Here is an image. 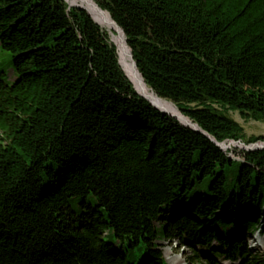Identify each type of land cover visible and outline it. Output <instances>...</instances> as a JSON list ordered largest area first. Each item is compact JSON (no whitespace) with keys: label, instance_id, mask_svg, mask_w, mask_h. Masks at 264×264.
I'll list each match as a JSON object with an SVG mask.
<instances>
[{"label":"trees","instance_id":"trees-1","mask_svg":"<svg viewBox=\"0 0 264 264\" xmlns=\"http://www.w3.org/2000/svg\"><path fill=\"white\" fill-rule=\"evenodd\" d=\"M93 1L157 97L217 142L263 139L230 114L264 123V0ZM114 35L65 0H0V264H167L162 241L264 264V150L156 109Z\"/></svg>","mask_w":264,"mask_h":264},{"label":"rangeland","instance_id":"rangeland-1","mask_svg":"<svg viewBox=\"0 0 264 264\" xmlns=\"http://www.w3.org/2000/svg\"><path fill=\"white\" fill-rule=\"evenodd\" d=\"M113 33H115V31ZM114 36H116V33ZM1 71L4 72L2 78L5 82L10 83L15 80V77L12 72V67L8 62V56L6 54L0 55V72ZM230 116L244 128L247 138L263 137V139L258 141V143L264 144V123L255 121L245 122L238 113H231ZM241 150L242 149L240 148L231 146V149H228L227 151H237V153H239ZM235 155V153H231L232 157H235ZM74 210L79 213L80 207L74 206ZM248 241L253 253H264V237L258 236L256 234L255 236L249 238ZM161 243L167 264H189V258L192 256V253L189 249H187L186 247H182L175 241H162ZM220 263L230 264L224 261H220Z\"/></svg>","mask_w":264,"mask_h":264},{"label":"water","instance_id":"water-1","mask_svg":"<svg viewBox=\"0 0 264 264\" xmlns=\"http://www.w3.org/2000/svg\"><path fill=\"white\" fill-rule=\"evenodd\" d=\"M65 1L68 3V5H69L70 7H79V8L85 9L86 11L89 12V14H90V15L93 17V19L95 20L94 16L92 15V13L90 12L89 9H87V8H85L84 6H81V5H73V4H71L70 2H68L67 0H65ZM85 1H86V2L89 1V2H90L89 5H91V7H92L96 12H98V13H100V14L106 13V12L102 11V10L98 7V5H97L93 0H85ZM106 14H108V13H106ZM108 16L110 17L109 14H108ZM110 19H111L110 24L113 25L114 27H116V29H115L116 36H115V40H113V41H114V43H115V45H116L118 51L120 50V47H121L122 44L125 45V47H126V49H127V52H128V55H129V57H130V59H131L132 65H133L134 69H135L136 71H138L137 66H136V63H135V61H134V59H133L132 52H131L130 48H129L128 45H127V41H126V37H125L124 32H123L122 29H121V28H120V27H119V26H118V25L112 20L111 17H110ZM95 22H96V20H95ZM96 23H97V22H96ZM120 65H121V62H120ZM121 67H122V65H121ZM123 71H124V70H123ZM138 73H139V71H138ZM139 75H140L142 81L144 82L145 86H146V87L149 89V91L152 93V96H150V95H146V94H143V93H140V92L137 91V89H136L135 86H134L135 90L137 91V93H138L140 96H142V97L145 98L147 101H149V102L151 103V105H153L156 109H158V110H160V111H162V112H164V113H166V114L172 116L173 118L177 119V120H178L183 126L188 127V128H191V129H193V130H195V131H197V132H201V133H203L205 136H207L209 139H211V141H212L215 145H217L221 150H223V151H227L228 149H231V146H234V147H237V148H240V149H242V150L249 151V152H250V151H257V150H264V144H259L258 142H257V143H253V144H249V145H246V144H244V143H241L240 141H237V142H236V141H230L229 143H225V142L220 143V142H217L215 139H213L212 137H210L209 135H207L206 133H204V132L199 128V126H198L197 124L191 122L190 120H189V122H184L181 118L177 117L176 115H173V114L167 112L166 110L161 109V108L158 106L156 100L165 101V102L170 103V104H172V105H174V104H173L172 102H169V101H166V100H163V99L157 97V96L153 93V91H151V89L146 85V83H145V81H144L142 75H141L140 73H139ZM126 76H127V75H126ZM127 78H128V76H127ZM128 79H129V78H128ZM129 80H130V79H129ZM130 82L132 83L131 80H130ZM132 84H133V83H132ZM133 85H134V84H133ZM155 99H156V100H155ZM174 106H175V105H174ZM175 107H176V106H175ZM176 108H177V107H176ZM184 117H185V116H184ZM185 118H186V117H185ZM187 119H188V118H187Z\"/></svg>","mask_w":264,"mask_h":264},{"label":"bare ground","instance_id":"bare-ground-1","mask_svg":"<svg viewBox=\"0 0 264 264\" xmlns=\"http://www.w3.org/2000/svg\"><path fill=\"white\" fill-rule=\"evenodd\" d=\"M73 5H81L84 6L85 8L89 9L92 15L94 16L96 22L103 27L104 29L110 30V31H115L116 27L110 24L111 19L108 16V14L103 13L100 14L96 12L90 4L89 1L85 0H67ZM115 37V36H114ZM115 40V38H114ZM119 56H120V62L122 65V68L125 72V74L128 76V78L132 81L134 84L135 88L137 89L138 92L150 95L152 96V93L149 91V89L145 86L144 82L142 81L138 71H136L132 65L131 59L128 55L127 49L125 45H121L120 50H119ZM156 100V99H155ZM158 106L166 110L167 112L176 115L177 117L181 118L184 122H189V119L185 118L182 113L172 104L167 103L165 101L161 100H156Z\"/></svg>","mask_w":264,"mask_h":264}]
</instances>
